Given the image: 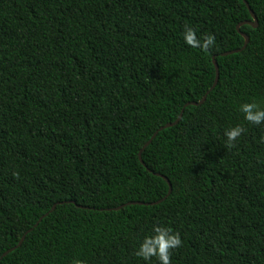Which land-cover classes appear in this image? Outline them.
Here are the masks:
<instances>
[{
  "label": "trees",
  "instance_id": "16d2710c",
  "mask_svg": "<svg viewBox=\"0 0 264 264\" xmlns=\"http://www.w3.org/2000/svg\"><path fill=\"white\" fill-rule=\"evenodd\" d=\"M246 1L0 0V257L25 234L0 264H143L153 223L181 234L171 264H264V126L239 111L264 107V0Z\"/></svg>",
  "mask_w": 264,
  "mask_h": 264
},
{
  "label": "clouds",
  "instance_id": "9594fccd",
  "mask_svg": "<svg viewBox=\"0 0 264 264\" xmlns=\"http://www.w3.org/2000/svg\"><path fill=\"white\" fill-rule=\"evenodd\" d=\"M185 45L192 49H199L207 53L216 47V37L213 34L198 35L195 27L184 25L181 33ZM243 120L252 126H264V107L256 101L245 102L239 105ZM245 128L242 125L231 126L224 130V141L227 148L235 147ZM264 143V135L260 137ZM183 241L179 231L165 223H153L150 231L138 240L133 255L143 264H171L172 252L181 247ZM73 264H84L81 260Z\"/></svg>",
  "mask_w": 264,
  "mask_h": 264
},
{
  "label": "water",
  "instance_id": "95a60500",
  "mask_svg": "<svg viewBox=\"0 0 264 264\" xmlns=\"http://www.w3.org/2000/svg\"><path fill=\"white\" fill-rule=\"evenodd\" d=\"M244 1H245V3L248 5L247 1H246V0H244ZM250 12H251V15H252V17H253V21H248V22H245V23H248V24L252 25L253 27H256V26H257V23H258L257 18H256L255 14H254V12H253L252 10H250ZM242 24H243V23H242ZM242 24H239V25L237 26V29H238V31H239V32L244 36V38H245V44H244V46H243V48H244V47L247 45L248 41H249V36L246 35V34H244V33H242V32L240 31V26H241ZM240 50H242V49H239V50H232V51H227V52L222 53V55L232 54V53L238 52V51H240ZM213 63H214V65H215L217 75H216L215 82H214V84H213V86H212L211 89H213V88L216 86V84H217V82H218V79H219V67H218V63H217L215 57H213ZM205 98H206V96H204L203 99H202L201 101H199V102H192L191 104H196V105H197V104H199V103H202V102L205 100ZM180 118H181V115H180V116H179L174 122H169V123H167L166 125H164V126H162L161 128H159V129H158V130L152 135V137H151V138H150V139H149V140L143 145V147L141 148V150H140V152H139V159H140V161H141L142 163H144L143 160H142V156H141V155H142V151H143V149H145V148L149 145V143H150V142L156 137L157 133H158L160 130H162L163 128H167V127H171V126L175 125V124L180 120ZM156 174L159 175V176H161L163 179H165V180L168 182V185H169V193H168V194H170L171 191H172V186H171V183H170V181L168 180V178H167L166 176H164V175L159 174V173H156ZM73 202H74V201H73ZM158 202H160V201H158ZM136 203L144 204L143 202H129L128 204H136ZM156 203H157V202H156ZM146 204H150V203H146ZM55 207H56V204L51 208V210H50L49 212H51L52 210H54ZM121 207H123V205H121V206H119V207H116L115 209H120ZM49 212H47L46 214H44V215L40 218V220H41L42 218H44L45 216H47ZM36 224H37V223H36ZM36 224H35V225H36ZM28 231H30V230H28ZM28 231H27V232H28ZM24 238H25V234L22 236V238L20 239L19 243H18L15 247H12V248L6 250V251L2 254V256L0 257V261H1L2 258H4V257L7 256L9 253H11L12 251H14L17 247H19V246L22 244Z\"/></svg>",
  "mask_w": 264,
  "mask_h": 264
}]
</instances>
